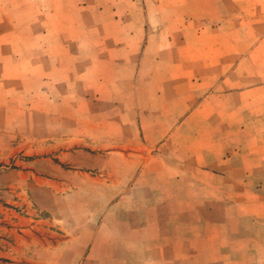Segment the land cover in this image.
<instances>
[{"label":"rangeland","instance_id":"1","mask_svg":"<svg viewBox=\"0 0 264 264\" xmlns=\"http://www.w3.org/2000/svg\"><path fill=\"white\" fill-rule=\"evenodd\" d=\"M109 4L120 19H109ZM178 11L164 0H0V264H148L135 260L143 249L132 243L147 213L116 193L121 166L107 160L122 151L116 130L125 132L131 118L114 115L108 97L117 87L97 83L116 70L100 68L86 48L117 30L155 29L149 15ZM121 87L130 105L131 85ZM196 135L171 139L194 144ZM152 185L162 194L156 224L172 227L158 248L167 258L154 264H264V180L205 175ZM200 232L218 245H199ZM196 249L205 259H175Z\"/></svg>","mask_w":264,"mask_h":264},{"label":"crops","instance_id":"2","mask_svg":"<svg viewBox=\"0 0 264 264\" xmlns=\"http://www.w3.org/2000/svg\"><path fill=\"white\" fill-rule=\"evenodd\" d=\"M164 1L179 5V11L173 18L149 15L157 28L145 30L143 25L126 35L117 30L86 48L100 68L116 70L115 77L109 71L99 74L97 83L117 87L107 98L116 102L114 115L131 118L125 132L116 130L123 135L114 146L122 151H109L107 160L116 159L121 166L115 172L116 193L133 196L132 210L147 213L133 226L138 235L132 243L143 249L135 260L148 264L167 258L159 256L158 248L169 242L166 230L172 229L156 224L154 198L162 194L153 182L205 175L216 181L264 180V0ZM192 3L195 11L189 10ZM106 8L109 19L121 18L116 19L111 4ZM125 68L131 70L126 76ZM124 84L131 85L130 105L123 103L118 88ZM176 132L196 133V141L175 142L171 135ZM173 235L178 243V234ZM218 240L196 235L199 245H218ZM203 254L196 249L195 256L175 259L198 262Z\"/></svg>","mask_w":264,"mask_h":264}]
</instances>
